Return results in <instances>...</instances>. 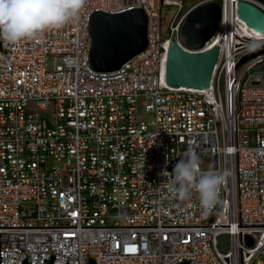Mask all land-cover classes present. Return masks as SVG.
Returning <instances> with one entry per match:
<instances>
[{
	"label": "built area",
	"instance_id": "built-area-1",
	"mask_svg": "<svg viewBox=\"0 0 264 264\" xmlns=\"http://www.w3.org/2000/svg\"><path fill=\"white\" fill-rule=\"evenodd\" d=\"M211 2L219 25L200 50L218 49L209 89L166 87L169 43ZM239 2L264 14L257 0H84L59 29L0 42V264H264V53L236 68L264 33L238 19ZM134 10L147 17L146 50L92 71L91 15ZM188 149L211 157L201 172L230 174L208 215L162 174Z\"/></svg>",
	"mask_w": 264,
	"mask_h": 264
},
{
	"label": "water",
	"instance_id": "water-1",
	"mask_svg": "<svg viewBox=\"0 0 264 264\" xmlns=\"http://www.w3.org/2000/svg\"><path fill=\"white\" fill-rule=\"evenodd\" d=\"M238 19L250 30L264 33V14L245 2L237 4ZM220 20V6L206 3L191 10L179 29L178 40L169 43L163 81L166 87L205 91L210 87L217 58V47L200 52L215 34ZM90 47L88 65L96 73L119 70L125 63L142 54L147 48V17L141 10L118 15L92 14L88 22ZM264 53L261 46L243 56L238 68L248 60ZM252 242L246 238V245ZM219 250L227 249V236L218 238Z\"/></svg>",
	"mask_w": 264,
	"mask_h": 264
},
{
	"label": "clouds",
	"instance_id": "clouds-1",
	"mask_svg": "<svg viewBox=\"0 0 264 264\" xmlns=\"http://www.w3.org/2000/svg\"><path fill=\"white\" fill-rule=\"evenodd\" d=\"M84 0H0V42L14 44L31 40L51 29H59L78 17ZM192 149L174 165L168 191L180 200L199 201L201 215H208L218 202L219 190L227 182L228 171H204Z\"/></svg>",
	"mask_w": 264,
	"mask_h": 264
},
{
	"label": "rangeland",
	"instance_id": "rangeland-1",
	"mask_svg": "<svg viewBox=\"0 0 264 264\" xmlns=\"http://www.w3.org/2000/svg\"><path fill=\"white\" fill-rule=\"evenodd\" d=\"M195 4V2L193 1H188L186 2V7L190 8L191 6H193ZM169 13L166 12L165 10L163 11V16L164 17H168ZM139 119L145 120V121H149L150 117L145 116L144 114H140ZM200 169L202 170H209L213 168V163H212V159L208 154L203 155L200 158Z\"/></svg>",
	"mask_w": 264,
	"mask_h": 264
},
{
	"label": "flooded vegetation",
	"instance_id": "flooded-vegetation-1",
	"mask_svg": "<svg viewBox=\"0 0 264 264\" xmlns=\"http://www.w3.org/2000/svg\"><path fill=\"white\" fill-rule=\"evenodd\" d=\"M164 10L169 13L168 17H164L163 16V11ZM164 10L162 11V22L165 25V24H167V22L169 21L170 17L172 16L173 10L172 9H168V8L167 9H164Z\"/></svg>",
	"mask_w": 264,
	"mask_h": 264
},
{
	"label": "snow or ice",
	"instance_id": "snow-or-ice-1",
	"mask_svg": "<svg viewBox=\"0 0 264 264\" xmlns=\"http://www.w3.org/2000/svg\"><path fill=\"white\" fill-rule=\"evenodd\" d=\"M125 251L134 252L135 251V248L134 247L126 248Z\"/></svg>",
	"mask_w": 264,
	"mask_h": 264
},
{
	"label": "trees",
	"instance_id": "trees-1",
	"mask_svg": "<svg viewBox=\"0 0 264 264\" xmlns=\"http://www.w3.org/2000/svg\"><path fill=\"white\" fill-rule=\"evenodd\" d=\"M257 1L261 2L262 4H264V0H257Z\"/></svg>",
	"mask_w": 264,
	"mask_h": 264
},
{
	"label": "bare ground",
	"instance_id": "bare-ground-1",
	"mask_svg": "<svg viewBox=\"0 0 264 264\" xmlns=\"http://www.w3.org/2000/svg\"><path fill=\"white\" fill-rule=\"evenodd\" d=\"M258 34V33H257ZM259 35V34H258Z\"/></svg>",
	"mask_w": 264,
	"mask_h": 264
}]
</instances>
